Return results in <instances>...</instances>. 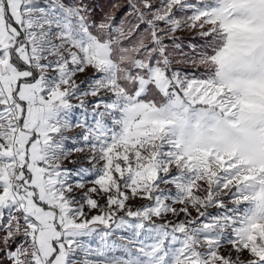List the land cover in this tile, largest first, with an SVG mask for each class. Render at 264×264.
Listing matches in <instances>:
<instances>
[{
    "label": "snow or ice",
    "instance_id": "1",
    "mask_svg": "<svg viewBox=\"0 0 264 264\" xmlns=\"http://www.w3.org/2000/svg\"><path fill=\"white\" fill-rule=\"evenodd\" d=\"M0 264H264V0H0Z\"/></svg>",
    "mask_w": 264,
    "mask_h": 264
}]
</instances>
